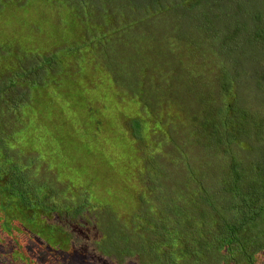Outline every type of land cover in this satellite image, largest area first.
Here are the masks:
<instances>
[{"label":"rangeland","instance_id":"1","mask_svg":"<svg viewBox=\"0 0 264 264\" xmlns=\"http://www.w3.org/2000/svg\"><path fill=\"white\" fill-rule=\"evenodd\" d=\"M80 1L0 0V49L20 52L26 83L37 77L42 87L0 97L6 153L86 204L80 214L57 205L33 232L22 216L11 219L17 247L0 209V264H27L25 255L34 264H159L149 221L162 214L156 199L190 182L195 164L229 162L221 147L203 149L200 122L236 96L264 112V0H233L232 17L218 0ZM224 76L233 82L223 96ZM67 84L73 98L59 93ZM215 180L211 173L202 182ZM56 225L71 240L45 246L41 231ZM101 241L116 247L100 253ZM255 262L264 264V251Z\"/></svg>","mask_w":264,"mask_h":264},{"label":"trees","instance_id":"2","mask_svg":"<svg viewBox=\"0 0 264 264\" xmlns=\"http://www.w3.org/2000/svg\"><path fill=\"white\" fill-rule=\"evenodd\" d=\"M82 1L79 4H82ZM130 1L136 2L137 5L140 0ZM198 2L201 3L202 0ZM218 2L217 8L223 13H228L231 17L239 15L233 0ZM112 25L114 28V24ZM226 49L225 44L220 46L221 51L225 52ZM1 51L3 53H0V97L6 94L12 97L16 90L23 91L21 93L27 98L31 97L29 93L31 89L35 93H40L42 87L37 77L26 83L24 76L26 68L20 67L22 61L26 63L22 54ZM238 65L239 61L233 70L236 79ZM70 78L69 80L73 79ZM223 79L220 86L224 96L229 92L228 87L233 80L225 76ZM52 80H55L54 83L57 82L56 78ZM71 82L73 84V81ZM67 86L69 88L67 93L60 91L59 93L62 98L65 96L73 98V90L68 84ZM36 99V102H40L39 95H36ZM16 100L13 99L14 102ZM224 102L217 111H211L210 114L208 112L207 117L200 122L198 132L203 139L202 146L206 152L211 148L221 147L222 152L226 153V156L229 155V162L219 161L214 166L203 160L208 169L204 168L203 171L195 164L193 170L187 174L192 176L190 182L195 180L193 183L195 185L186 181L183 187L172 186L173 189L169 188L156 199L158 214L160 211L162 214L159 218L152 215L149 221H152L159 231V234H152L154 240L152 252L155 251L159 264L233 262L257 264L255 262L257 253L264 251V138H259L264 133V117H261L264 112L259 110L256 103L254 105L239 96H236L235 101ZM20 104L18 103L17 109ZM24 105L30 107L32 102L26 101ZM42 109L46 116L51 114L46 107ZM132 126L137 127L136 122ZM7 128L15 129L9 123ZM245 147L246 149L240 153L239 150ZM6 149L8 147L0 137V209L3 213L1 222L4 229L13 236L16 247L21 245L18 242V235L12 231L14 228L10 225L11 219L22 216L24 227L33 232L36 231L39 219L57 211L55 209L57 205L63 206L62 212L69 213L67 210H73L72 213L76 214L83 212L86 206L83 199L75 203L66 200L63 196L64 189L52 182L50 176L40 175L36 181L25 172L28 168H22L23 165L6 153ZM197 172L200 174L196 175ZM211 173L216 176L213 184L219 186L216 189H212L213 185L209 187L202 182L203 178ZM67 205H73V208ZM61 231L59 225L49 228L44 233L41 231L43 244L60 248L62 240H71L70 234L61 236L57 234ZM38 233L40 234L39 231ZM139 245H136V248L144 249ZM114 247L116 246L110 241H101L94 246L100 253L105 249L113 250ZM52 248L57 250L55 247ZM235 254L246 261L236 259L233 256ZM33 260L27 255L24 257L27 264H34Z\"/></svg>","mask_w":264,"mask_h":264}]
</instances>
